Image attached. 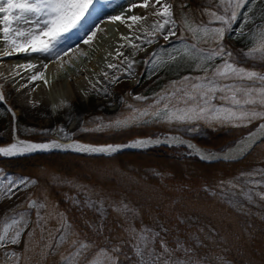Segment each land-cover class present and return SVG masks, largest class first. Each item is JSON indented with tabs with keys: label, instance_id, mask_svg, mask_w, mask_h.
<instances>
[{
	"label": "snow or ice",
	"instance_id": "6c2138e0",
	"mask_svg": "<svg viewBox=\"0 0 264 264\" xmlns=\"http://www.w3.org/2000/svg\"><path fill=\"white\" fill-rule=\"evenodd\" d=\"M248 0H219V5H226L223 8L224 14H218L205 8L203 11L214 18L209 23L219 22L221 26L207 27L203 25L191 26L189 31L193 34L199 33L203 38H210L215 44L214 47L201 48L193 43L191 49H185L182 55L195 62V68L202 71V75H185L180 80L171 81V90H162V94H154L157 98L154 105L149 108L137 109L133 105H127L130 114L123 118H116L107 124L99 123L98 131L107 129H124L133 126L141 118L156 117L168 123H184L192 125L187 131L198 132L199 125L214 127L216 125H231L234 127L245 126L253 121L264 119V72H260L248 67L240 66L244 61L236 59V54L230 46H226L223 41L226 34L232 31V23L236 21L237 9L241 8ZM155 5H160L153 15L162 17L157 19L153 25V31L145 30V35L149 38L144 41L143 37H137L151 45L157 36L169 41L176 35L175 20L172 18V5L162 3V0H154ZM218 5V6H219ZM94 0H0V38L7 42V46L17 52H40L53 53L58 42L65 33L72 29L86 27V17L90 18ZM147 8L150 0H143L139 5ZM132 7H137L133 4ZM252 11L251 8L248 9ZM111 20H122V16H112ZM128 20L140 21L146 17L129 16ZM252 18L246 17L244 23H248ZM85 23L82 24L81 22ZM168 31L165 34V27ZM132 27L131 24L128 25ZM243 29V24L241 25ZM94 36L95 33H92ZM237 35H245L241 30ZM91 39V37H90ZM122 39H127L122 37ZM250 39L254 41L253 46L246 51H241L245 61L259 59L264 62V28L252 33ZM88 41H85L87 43ZM206 42V41H205ZM130 46L139 48L138 44L130 41ZM163 50V49H161ZM11 55V52L0 53ZM117 55H123L118 52ZM156 52H152L143 61L146 64L154 63L157 57ZM217 58L221 63L212 64ZM128 58H125L127 60ZM170 60L175 61L177 57L170 56ZM136 61H128L125 73L131 74L130 70ZM158 66V65H157ZM32 68L34 65H27ZM46 68L47 65H44ZM109 68H117L116 64H109ZM155 72V67L153 68ZM124 74V73H122ZM107 77V73H103ZM43 78L42 74L33 76L32 79ZM150 78V76H149ZM120 77H113V82H119ZM47 83V81H45ZM105 93L107 89H104ZM131 95V93H129ZM4 99L3 92L0 91V100ZM135 100L148 99L142 95H136ZM11 111V110H10ZM15 117V112L11 111ZM103 118H97L102 120ZM259 128L264 129V124ZM87 131L88 129H82ZM29 131H36L30 129ZM48 131V130H45ZM63 131V129H61ZM251 135V134H250ZM162 143H186L189 149H194L190 142L177 141L175 138L161 140L157 139H137L131 144H106L93 145L80 142L62 144L52 140L50 142H30L17 140L7 147H0V155L4 157H15L37 151H51L53 149L73 150L85 154L111 155L124 148H147L152 145ZM200 159L213 160L220 157L212 154H205L199 149H195ZM240 151H244L241 149ZM230 159L229 156L222 157ZM247 178V179H245ZM7 180V177H5ZM53 180L61 186H70L75 195H67L66 201L73 207L83 212L85 208L95 213L98 220L86 219L84 223L88 226L94 237L102 238L104 244L98 243L97 239L89 241L87 236L81 237L79 232L73 229L69 222L66 211H61L56 207V203H49V198L45 196L41 201L30 199L27 202V209L34 210L35 219L31 220L32 213L24 210L15 212L11 216L5 215L0 219V249H6L7 245H18L21 238L27 231L25 248L22 252L8 249L5 255L12 260V264H44L52 256H59L61 264H121L123 247L127 244L132 248L135 264H210L206 259L209 244L214 242L215 237L211 230L205 232L204 228L198 229L201 235L189 233L188 239L181 240L179 237L173 238L174 247L169 246L165 239L170 229L158 224L159 231L155 227L141 225L136 227V218L139 215L138 209L134 208L125 200L115 201L110 197L96 196L95 192L89 193L86 188L73 186L71 181H66L63 177ZM241 183L233 181L221 182L222 185H230L233 191L238 190L247 200H253L254 195L264 201V191L254 192V189L264 188V168L257 169L249 173H241ZM51 182V181H50ZM37 179L21 177L17 180H8L6 191L9 198L22 187L36 185ZM80 196L84 199L81 200ZM231 203V201H229ZM242 207V205H241ZM114 214L121 223L122 235L119 238H109L105 235L106 221L109 214ZM179 219V217H178ZM51 221H56L57 227L50 228ZM158 223V221H157ZM185 223V220H180ZM117 240V242H113ZM71 249V251H67Z\"/></svg>",
	"mask_w": 264,
	"mask_h": 264
},
{
	"label": "trees",
	"instance_id": "16d2710c",
	"mask_svg": "<svg viewBox=\"0 0 264 264\" xmlns=\"http://www.w3.org/2000/svg\"><path fill=\"white\" fill-rule=\"evenodd\" d=\"M189 4L194 12L200 6L207 5L202 0H189ZM239 58L249 66L264 67V62ZM126 101L136 102L130 96H126ZM7 118L0 131V143L10 140L11 118L8 115ZM165 130L179 131L199 144L215 149L230 144L240 133L223 126L202 128L200 132L189 134L164 124L135 123L124 129L94 131L78 134L76 137L92 142H117L136 135H155ZM18 133L36 140L44 138L43 134H26L19 125ZM263 162L264 140L244 159L233 162L207 163L195 156H176L174 148L160 146L142 151H123L110 157L71 152H51L18 158L0 157V170L13 176L37 179L38 183L31 191L32 196L40 200L47 196L50 204L55 202L56 207L66 211L73 229L81 237L87 236L89 241L97 239L98 243H105L102 238L94 237L84 223L86 219L98 220L97 215L87 208L82 212L69 204L65 199L66 194L75 195L76 192L70 186L56 183L53 177L55 180L63 177L66 181H71L73 186L86 188L89 193L94 191L96 196L110 197L115 201L125 200L139 211L136 227L143 224L159 231L158 224H163L170 229L165 234V239L172 247L175 246L174 237L178 236L186 241L189 233L203 238V234L198 232L200 228H204L205 232L215 230L212 233L215 240L209 244L206 255L210 264H264V201L257 200L236 208L215 190L220 182L251 171ZM80 199L83 200L84 197L80 196ZM180 220H185V223H180ZM51 222L52 225L55 224V221ZM118 223L121 221L110 213L104 234L109 238H119L122 232ZM121 260L129 264L135 261L132 248L127 244L123 247ZM58 262L59 256H52L47 260V264ZM41 264H44L43 258Z\"/></svg>",
	"mask_w": 264,
	"mask_h": 264
},
{
	"label": "rangeland",
	"instance_id": "374dc122",
	"mask_svg": "<svg viewBox=\"0 0 264 264\" xmlns=\"http://www.w3.org/2000/svg\"><path fill=\"white\" fill-rule=\"evenodd\" d=\"M168 4L172 5L173 19L175 20V32L176 35L171 37L169 41H165L163 38L157 36L155 42L151 45L147 44L146 41L149 38L145 34H142L141 37L144 38V41L140 40L137 44L139 48L134 49L132 47H125L120 53L123 55H117L111 57L108 61L109 64H116L117 68H106L104 73H107V77L103 74L100 75L99 81L94 83L93 87L89 88V91L84 99L76 100L74 102H68L62 104L55 112L50 113H41L39 101L34 102L32 105H27L26 99L24 98V90L28 89L26 83L31 82L28 72L30 69H27V65L31 62L28 57L19 58L17 62V68L19 70H13L15 74H11V65L5 64L1 67L0 70V89L3 92L4 99L0 100V103H3L6 107V110H11L15 112V117H19L21 126L26 127L27 133L30 129H36L38 132H46L47 135L55 136L59 138H65L68 136H73L75 133H88L92 131H98L97 125L99 123L107 124L109 121H112L116 118H123L130 114V110L127 105H133L134 108L144 109L149 108L150 106L155 107L154 101L156 96L154 94H164L162 90H171L170 82L178 81L181 77L185 75H191L193 77L202 75V71L195 68V62L189 60L186 56L182 55L184 50L191 49L192 44L195 43L201 48L214 47L215 44L210 38H203L199 33L193 34L189 31V24L186 23V18L191 22V26L195 27L197 25H203L207 27H218L221 26L219 22L209 23L213 21L214 18L207 15L203 10L200 9L198 12V17L196 18L191 13V8L182 1V0H165ZM215 3L214 7L208 8L211 11H216L218 14H224L223 8L226 5H219V0H211ZM121 4H125L130 8V5L135 3V0H118ZM166 3V2H165ZM123 4V5H124ZM219 5V6H218ZM101 4L99 0H94V10H90L92 15L90 17L95 18L98 10L100 9ZM251 8L252 11L249 12L248 9ZM237 19L232 23V31L230 34H226L223 43L226 46H234L239 48L241 51H246L249 47L253 46L254 41L250 39L252 33L256 32L258 29L264 28V0H248V3L244 4L241 8L237 9ZM252 18L250 22L244 23L245 18ZM88 17H86L87 19ZM91 19V18H90ZM91 19V20H92ZM84 22V21H82ZM243 24V29L241 25ZM148 25V26H147ZM145 25L144 30L148 32L153 31V24L151 21ZM147 27V28H146ZM243 31L245 35H237L238 32ZM168 31V26L165 27V34ZM74 34V29L70 30L68 33H65L61 40L56 45L55 49L62 43L67 42ZM226 40V42H225ZM206 41V42H205ZM0 42L5 43L2 38ZM11 49L7 44L4 45L3 49ZM163 49V50H161ZM6 51V49H5ZM156 52L158 55L155 58L154 63L146 64L143 61L149 56L150 53ZM40 53V52H39ZM39 55L44 56L47 53H40ZM170 56H175L177 59L175 61L170 60ZM28 58V60H27ZM125 58H128L125 60ZM259 60V59H258ZM15 59L13 60V62ZM22 61V62H21ZM128 61H136L137 63L130 70L131 74L125 73ZM260 61V60H259ZM12 62V63H13ZM21 62V63H20ZM25 62V63H24ZM221 59L217 58L212 64L221 63ZM15 65V66H16ZM158 65V66H157ZM22 68H21V67ZM155 67V72L153 73V68ZM8 68V69H7ZM14 67H12L13 69ZM22 69V70H21ZM24 70V71H23ZM7 71V72H6ZM21 71V72H20ZM264 72L263 70H257ZM5 72V74H4ZM24 72V73H23ZM7 73V74H6ZM22 73V74H21ZM124 73V74H122ZM11 76H10V75ZM18 74V75H17ZM18 79H14L15 76ZM2 76V78H1ZM23 76V78H22ZM119 76V82H113V77ZM150 76V78H149ZM12 77V78H11ZM7 78V80H6ZM10 81V82H9ZM26 81V82H25ZM17 84V85H16ZM96 84V85H95ZM31 86V85H30ZM14 88V89H13ZM104 89H107L105 93ZM23 93V95H21ZM131 93V95H129ZM132 96L133 98L136 95H142L147 97L146 100H136V103H126V96ZM25 101V102H24ZM67 105V106H66ZM32 106V107H31ZM40 113V114H38ZM122 113V116H118ZM43 114V115H42ZM97 118H103L102 120H97ZM111 119V120H105ZM6 121V115L3 108L0 107V130L4 126ZM258 121V120H256ZM253 121L250 124L245 126L234 127L236 129L246 128L249 125L255 123ZM136 123H154V124H164L168 127H174L180 130H184L186 133L189 132L187 129L192 126L184 123H168L156 117L151 118H141ZM204 125L202 122L199 125L201 128ZM231 126V125H224ZM209 127V126H208ZM214 127H220L216 125ZM63 129V131H61ZM82 129H88L84 131ZM48 130V131H45ZM114 129L105 128L103 131H110ZM199 130V131H200ZM264 168V162L259 163L254 170L249 171L253 172L257 169ZM245 172V173H249ZM7 177V180L5 179ZM21 177H13L9 174L0 172V219H2L6 214L11 216L13 211L19 212L27 210L32 213L31 220L35 219L34 210L27 209V202L30 199H35L38 202L40 199L33 197L31 191L35 185H30L26 188H21L20 190H14L15 194L11 195L9 198V193L6 191L7 181L8 180H19ZM247 179V178H245ZM233 181L236 183H241L243 186V181L240 180V175L227 180ZM223 181V182H227ZM216 191L224 198L231 206L236 208H242L245 205L250 203H255L257 200L262 201L258 196L253 197V200H247L243 195L239 194L238 190L233 191L231 186H224L219 183L216 186ZM264 191V188L254 189V192ZM145 193H148L146 190ZM148 198V196H145ZM141 198V197H140ZM184 204V203H183ZM242 205V207H241ZM185 209V207H183ZM50 222V228H56L57 223L52 225ZM225 227V226H223ZM31 224L29 225V229ZM138 228V227H137ZM229 229V228H228ZM21 238V242L18 245H7L6 249H0V264H12V260L6 256L4 253L6 250L11 249L17 252H22L25 248V239L27 237V231ZM67 251H71L68 249ZM133 252V250H132ZM134 254V253H133ZM247 256V255H246ZM249 257V255L247 256ZM128 258V257H127ZM125 261L121 260V264ZM58 264H61L60 260ZM132 264H135L132 262Z\"/></svg>",
	"mask_w": 264,
	"mask_h": 264
},
{
	"label": "bare ground",
	"instance_id": "6f19581e",
	"mask_svg": "<svg viewBox=\"0 0 264 264\" xmlns=\"http://www.w3.org/2000/svg\"><path fill=\"white\" fill-rule=\"evenodd\" d=\"M99 2H106V5L103 6L107 7L108 10L110 8L114 10L119 6L120 7L124 6L128 11L119 12L118 10L117 11L112 10L111 15L109 16H107V14L104 11H100L98 13V17L101 16L102 20L98 21L97 23H95L96 20L92 22L91 20L92 17H90L91 19L87 18L86 27L74 29L73 36L67 42L60 44L53 53H47V57L48 56L56 57L57 54L62 53L60 57L55 61L47 62V57L45 56L42 58L40 55H38V52H17V51L8 50L6 48L5 51V49L3 48L4 45L7 44V42L5 43L0 42V53L3 52L12 53L11 55L0 54V70L1 67H3L5 64L14 67L13 69L11 67L10 73L14 69L19 70L20 68L19 67L17 68V65H19V62L17 61L19 60L17 59L13 62V59L19 57H25V56L30 58L31 59L30 64L35 66L30 68V71L28 72L30 76V79L28 80H31V82H29V87H28V82L26 83L28 89L24 90L25 91L24 98L26 99L25 101L27 105L28 104L32 105L34 102L39 101L40 108H42L40 112L52 114V112H55L56 109H58L64 103L66 104L68 102L71 103L76 100L84 99L89 91V88L93 87L94 83L99 81L100 75L103 74L104 70L108 67V60H110L111 57L117 56V53L121 52L125 47L130 46V41L135 44L140 42V40H138L137 37H141L142 34H145V30L143 29L144 25H147L150 21L151 24L154 25L157 19H161V20L163 19L162 17H157L153 15V13L156 12L158 8H160V5L154 4V0H150V6L147 8L139 6L143 3V0H135L134 4H136L137 7L134 8L132 7L133 4L130 5L129 8L127 5L125 4L123 5L120 2H118V0H99ZM165 2L167 3V1L162 0V3ZM112 16H122L124 17V19L113 21L110 19V17ZM129 16L146 17V19L140 21H132L127 19V17ZM81 23L84 24L85 22H81ZM129 24L132 25L131 28L128 27ZM92 33H95V35L93 36ZM122 37H125L127 39H122ZM79 40H82L83 44H81V46H78L74 49L72 48L70 49L71 45ZM85 41L88 42L85 43ZM44 65H47V67L44 68ZM16 72L14 71L11 74H15ZM38 74H42L43 78H37L33 80L32 77ZM14 79H18V77L15 76ZM45 81H47V83H45ZM21 95H23V93ZM261 121L263 122L260 124H264V120ZM250 134L248 137H245V139H242L240 141L241 145L239 146L238 149L236 147L232 148L231 152L232 151L235 152L233 153V155H228V156L233 158L240 155L243 152L240 151L241 149L246 150L249 144L254 139H257L258 137L264 135V129H261L258 126ZM160 137L157 138L161 140L175 138L177 141L190 142L181 138L180 136H176L172 134H168L163 138ZM137 139H142V138H137ZM58 142L62 144L73 143L72 141L71 142L58 141ZM132 142L133 141H131L130 144ZM190 143L195 147L194 149H189V148L188 149L194 152L195 154H197L195 149H199L205 154H212L217 157L226 156L220 152H211L209 150H205L200 147H197L192 142ZM172 144L186 146V143H172Z\"/></svg>",
	"mask_w": 264,
	"mask_h": 264
},
{
	"label": "water",
	"instance_id": "95a60500",
	"mask_svg": "<svg viewBox=\"0 0 264 264\" xmlns=\"http://www.w3.org/2000/svg\"><path fill=\"white\" fill-rule=\"evenodd\" d=\"M249 136V134H247V136L246 137H248ZM264 138V135L263 136H260V137H258L257 139H254L250 144H249V146L247 147V149L246 150H244L240 155H238V156H236V157H233V158H230V159H225V160H237V159H240V158H242L249 150H250V148L255 144V143H257L258 141H260L261 139H263ZM151 139H155V138H151ZM240 141L241 140H239V141H237L233 146H231V147H228V148H226L224 151H221L220 153H222V154H224V155H226V156H228V155H233V153L235 152V151H232L231 152V149L232 148H234V147H236L237 149L239 148V146L241 145L240 144ZM127 144H130V143H127ZM122 145V144H121ZM159 145H167L166 143H162V144H159ZM152 146H155V145H152ZM131 149H134L133 147H128V148H124V149H122V150H131ZM135 149H138V148H135ZM121 151V150H120ZM216 152H218V151H216ZM231 152V153H230ZM228 153H230V154H228ZM220 158H217V159H213V160H210V161H215V160H222L223 158H222V156H219ZM230 157V156H229ZM207 161H209V160H207Z\"/></svg>",
	"mask_w": 264,
	"mask_h": 264
}]
</instances>
